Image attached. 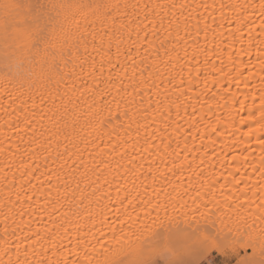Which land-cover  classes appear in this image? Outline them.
Here are the masks:
<instances>
[{
  "label": "snow or ice",
  "instance_id": "6c2138e0",
  "mask_svg": "<svg viewBox=\"0 0 264 264\" xmlns=\"http://www.w3.org/2000/svg\"><path fill=\"white\" fill-rule=\"evenodd\" d=\"M0 116V264H264V0H0Z\"/></svg>",
  "mask_w": 264,
  "mask_h": 264
},
{
  "label": "bare ground",
  "instance_id": "6f19581e",
  "mask_svg": "<svg viewBox=\"0 0 264 264\" xmlns=\"http://www.w3.org/2000/svg\"><path fill=\"white\" fill-rule=\"evenodd\" d=\"M189 2H192V0H189ZM195 2L198 3V2H200V0H195ZM211 2H212V0H209V3H211ZM217 2L219 3V0H217ZM225 2H227V0H225ZM240 2H243V0H240ZM201 11H202V9H201ZM217 15H218V13H217ZM181 55H183V52H181ZM201 59H203V57H201ZM244 59H245V61H247L249 58H248V57H245ZM252 59H253V63H256V61H255V55H253V58H252ZM208 70L211 71V67H210V66L208 67ZM226 70H227V69H226ZM254 71L256 72V76H254L253 79L251 78V79H252V82H251V79H250V81H249V85H250V87L256 88V89L258 90L259 82H258L257 80H259V79H258L257 76L260 77V75H261V73H260V71H259V65H258V64H257L256 69H254ZM247 75H248V73H245V76H247ZM255 77H256V78H255ZM257 82H258V83H257ZM202 86H203V85H201V87H202ZM227 87H228V86L226 85V88H227ZM214 90H215V89H214ZM230 91H232V92H237V94L239 95L240 93H244V92H246L247 89H245V87H244V83H243V82L239 83V89H237V83L233 82V83L231 84V86H230ZM193 102H195V101H193ZM249 103H250V101H249ZM221 104H223V101H221ZM238 107H239V103L237 102V103L232 107L231 110H232L233 112H235V110H236ZM188 111L191 112V108H189ZM217 111H218V112H224V109H223V108H220V109H217ZM180 112H181V117H183V115H184V110L181 109ZM173 115H175V112L173 113ZM209 115H211V114H209ZM181 117H176V119L180 120V123L183 124V119H181ZM185 118H186V117H185ZM4 119H5V118H2V116H0V139H3V133H4L5 129H6V126H5V124H4ZM184 127L186 128L187 125H184ZM170 131H171V129H170ZM8 135H9L10 137H12L13 140H15V129H12V130L8 131ZM20 135H24V133L21 132ZM25 139H27V137H25ZM18 142H19V141H17V143H18ZM196 143L199 144L200 142L197 141ZM211 147H215V149H216L217 152L220 151V145H219V142H218V144L215 145V146H211V145H210V148H211ZM229 155H230V153H229ZM259 155H260V149L257 147V148H256V156L259 157ZM0 159H2V157H0ZM41 163H42V164L44 163L43 160H41ZM144 163H145V167H147V161H145ZM51 166L54 167V165H51ZM217 168H219V165H218V164H217ZM249 171H251V169H249ZM254 179H255V177H254ZM147 183L151 184V180L147 181ZM186 183H187V180L185 179V184H186ZM113 194H115V185L113 186ZM2 219H3V218L0 217V234H2V229H3ZM34 226H35V225H34ZM12 242L14 243V241H12Z\"/></svg>",
  "mask_w": 264,
  "mask_h": 264
},
{
  "label": "rangeland",
  "instance_id": "374dc122",
  "mask_svg": "<svg viewBox=\"0 0 264 264\" xmlns=\"http://www.w3.org/2000/svg\"><path fill=\"white\" fill-rule=\"evenodd\" d=\"M257 77H258V79H259V76H257ZM253 78H254V77H253ZM253 78H252V79H253ZM255 78H256V77H255ZM252 79H251V82H252ZM249 81H250V80H249ZM257 81L260 82L259 80H257ZM258 82H257V83H258ZM248 253H249V255H251V253H252V249H251V248L248 249ZM214 258H215V257H214ZM258 258H259V257H258ZM219 259H223V258L221 257V258H219Z\"/></svg>",
  "mask_w": 264,
  "mask_h": 264
}]
</instances>
